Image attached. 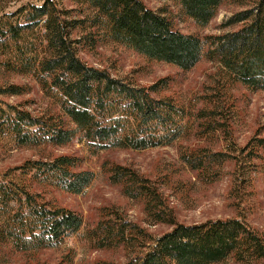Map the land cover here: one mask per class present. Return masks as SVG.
<instances>
[{
    "label": "trees",
    "instance_id": "1",
    "mask_svg": "<svg viewBox=\"0 0 264 264\" xmlns=\"http://www.w3.org/2000/svg\"><path fill=\"white\" fill-rule=\"evenodd\" d=\"M59 1L64 0H45L41 6L20 9L17 16L22 17L21 24L13 20L15 15L0 21V67L33 77L46 95L58 101L68 120V125L61 119L49 124L13 106L8 107L9 112L0 109V136L12 135L20 146H63L80 136L100 150L142 151L175 140L176 118L181 111L151 96L157 86L132 87L80 60V43L72 36L87 22L106 39L149 60L190 71L207 57L220 64L234 82L264 91V0H253L248 9L234 15L228 25L241 24L242 28L212 38L207 52L202 39L177 31L167 18L140 0H69L92 10L93 16L81 21L71 20ZM173 1L179 2L188 17L205 27L225 0ZM24 93L25 89L18 86L0 89V95ZM255 147L264 157V138L258 139ZM182 158L195 170L203 168L202 163L196 165L197 160L186 155ZM209 158L211 163L228 160L220 153ZM75 162L70 157H59L50 163H32L28 169L35 171L41 181L78 195L91 185L94 175L73 172ZM111 180L123 187L127 197L142 201L155 223L173 227L154 239L130 223L101 222L95 230V236L101 237L100 248H126L134 238L145 239L141 256L124 264H219L229 258L242 263L264 260V237L240 220L177 224L159 191L148 185L146 179L117 167ZM5 187L0 184V206L15 202L18 207L2 222L4 214L0 207V247L8 243L20 252L55 248L83 228L80 215L47 208L28 191L15 193ZM57 264H73V259L67 256Z\"/></svg>",
    "mask_w": 264,
    "mask_h": 264
},
{
    "label": "rangeland",
    "instance_id": "2",
    "mask_svg": "<svg viewBox=\"0 0 264 264\" xmlns=\"http://www.w3.org/2000/svg\"><path fill=\"white\" fill-rule=\"evenodd\" d=\"M45 0H0V21ZM156 14L167 18L173 27L205 42L211 49L212 38L236 32L242 25H228L229 20L252 5L253 0H225L215 18L202 27L188 17L181 4L173 0H140ZM59 6L73 21L93 16L86 5L69 0ZM87 22L77 28L72 38L79 41L78 57L87 66L107 71L112 77L136 88L157 86L151 96L166 101L181 111L173 135L175 140L147 150H100L78 136L67 145L20 146L12 135L0 136V184L15 193L28 191L51 209H65L83 218L79 233L55 248L20 252L8 243L0 247V264H57L65 257L73 264H124L144 251V238H136L125 247L100 248L95 236L103 222L130 223L154 239L172 231L168 224H157L147 214L144 203L127 197L121 185L112 182L113 169L124 168L146 179L156 188L175 217L177 224L197 225L208 221L238 219L264 237V157L256 145L264 138V91H254L234 82L215 61L204 57L190 71L174 65L149 60L131 49L116 44L92 29ZM38 31V30H36ZM18 86L21 96L0 95V109L26 111L34 118L56 124L68 120L55 98L46 95L31 76L18 75L0 67V89ZM172 130V131H174ZM169 132V131H168ZM172 139V137H171ZM220 153L225 163H211L210 156ZM258 155H256V154ZM202 163L195 170L182 159ZM59 157L76 162L73 172H90L91 185L82 194H70L36 177L28 167L32 163H50ZM195 165V166H196ZM2 199V197H0ZM2 207L5 221L15 212V202ZM219 264H264V260L242 263L229 258Z\"/></svg>",
    "mask_w": 264,
    "mask_h": 264
}]
</instances>
